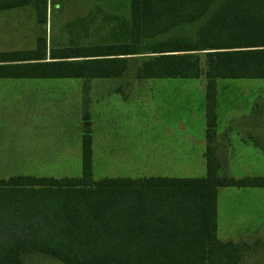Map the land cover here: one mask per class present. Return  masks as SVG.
Listing matches in <instances>:
<instances>
[{
  "label": "trees",
  "instance_id": "1",
  "mask_svg": "<svg viewBox=\"0 0 264 264\" xmlns=\"http://www.w3.org/2000/svg\"><path fill=\"white\" fill-rule=\"evenodd\" d=\"M32 4L44 12L45 0ZM128 6L120 42L47 49L39 36L31 49L0 51V76L89 79L132 68L138 79L202 77L210 141L214 80L264 79V0ZM80 145L79 175L0 177V264H23L31 254L63 264H237L248 252L245 242L217 237L216 189L264 187V175H219L221 163L208 153L201 177L93 179L88 127Z\"/></svg>",
  "mask_w": 264,
  "mask_h": 264
},
{
  "label": "rangeland",
  "instance_id": "2",
  "mask_svg": "<svg viewBox=\"0 0 264 264\" xmlns=\"http://www.w3.org/2000/svg\"><path fill=\"white\" fill-rule=\"evenodd\" d=\"M17 2L8 0L0 10V50L34 47L39 36L47 49L120 42L129 19V0H45L41 14L32 0L20 6ZM135 58L129 57L132 65ZM120 83L112 78L0 80V177L79 175L80 131L88 120L93 179L203 176L205 80L128 79L122 92L127 99L112 91ZM83 101L88 113L81 109ZM214 113L217 126L249 121L260 126L250 140L232 144L228 159H220L218 174L264 175V79L216 78ZM220 149L224 152V146ZM216 234L221 240L248 244L237 264H264V187H218ZM23 264L63 263L31 254Z\"/></svg>",
  "mask_w": 264,
  "mask_h": 264
},
{
  "label": "crops",
  "instance_id": "3",
  "mask_svg": "<svg viewBox=\"0 0 264 264\" xmlns=\"http://www.w3.org/2000/svg\"><path fill=\"white\" fill-rule=\"evenodd\" d=\"M0 10H2V9H0ZM14 47H15L14 45L11 46V48H14ZM31 48L32 47H30L28 49H31ZM11 50H13V49H11ZM15 50H20V49H15ZM0 51H4V50H0ZM5 51H8V50H5ZM111 78L120 80L121 83L116 85L114 88H112V91L121 93V96L123 99H127V96L122 95V92L124 90L123 88L128 85L127 84L128 79L129 80L133 79V80L138 81V82L140 80H147V79H167L166 77L165 78L138 79L135 77V75L131 71V68H129L126 72L121 73L120 75H117V76L98 77V78H89V79H86V78H72V79H81V80H84L85 82H89V80H91V79H111ZM169 78H171V77H169ZM4 79H59V78H49V77H47V78L46 77H44V78H32V77L0 76V80H4ZM65 79H69V78H65ZM178 79H198V78H178ZM97 87L103 88V83H99ZM214 87H215V80H214ZM204 90H205V85H204ZM86 91H87L86 89L83 90L84 93H86ZM99 95H101V93ZM81 109H83L84 112L86 110V112L88 113L86 101L85 102L83 101V103L81 105ZM204 109H205V107H204ZM205 113L206 112L204 111V116H205ZM88 118H89V115H88ZM83 124H85L89 130L90 150H91V155H92V149H91L92 131L90 129L92 123L90 120H88L87 122L83 121ZM84 129L82 128V130L80 131L81 137L84 134ZM255 129L260 130V126L258 124H256L255 122H250V121L249 122H238V123L225 122V124H223L222 126H217L216 125V116H215L214 133H213V136L211 137L210 141H208L206 139V121H204V126H203V129H201V137H200V140L202 142V150L200 152V155H201L202 161L204 162V166H205L206 155L208 153H211V155L215 156V158L219 161H220V159H223V160L226 159L227 160L228 156L232 153V144H234L236 141H240L242 143V142H245L246 140L247 141L250 140L251 138L249 136L250 135L253 136L255 134V132H256ZM115 133H116V131H115V127H114V131L110 132V135H109L112 138L111 141L115 140ZM232 136H234L236 140L232 139ZM246 136H248V137H246ZM243 140H245V141H243ZM80 143H81V141H80ZM251 144L253 146H256V145H254L253 142H251ZM221 145L224 146V152H222L220 149ZM208 146L210 147L209 150H208ZM100 148H101V150H100L99 154H102L104 149L101 146H100ZM258 150L260 151V148H258ZM222 153H224L223 155H225L226 157L223 156L224 158H222V157L219 158L217 155H221ZM180 160L181 159L179 158L177 161H180ZM221 166H222V164H221ZM148 176L180 177L177 175H169V176H167V175H148ZM114 177H119V176H114ZM142 177H147V176H142Z\"/></svg>",
  "mask_w": 264,
  "mask_h": 264
}]
</instances>
